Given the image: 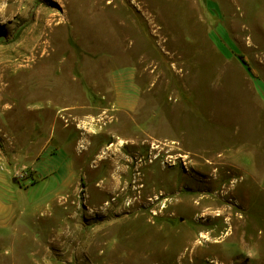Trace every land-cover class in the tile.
Here are the masks:
<instances>
[{"label":"rangeland","instance_id":"obj_1","mask_svg":"<svg viewBox=\"0 0 264 264\" xmlns=\"http://www.w3.org/2000/svg\"><path fill=\"white\" fill-rule=\"evenodd\" d=\"M0 200V264H264V0H0Z\"/></svg>","mask_w":264,"mask_h":264},{"label":"crops","instance_id":"obj_2","mask_svg":"<svg viewBox=\"0 0 264 264\" xmlns=\"http://www.w3.org/2000/svg\"><path fill=\"white\" fill-rule=\"evenodd\" d=\"M234 1V0H232ZM225 17V2L220 3ZM109 81L112 85L113 99L111 109L117 112H125L128 115L134 114L141 105V87L136 79V71L133 67H126L122 71H113L109 74ZM57 140L54 142L56 143ZM67 174V172H66ZM109 183L105 185L107 188ZM105 188V189H106ZM54 189V188H53ZM50 190V193L54 192ZM11 210L0 200V227L5 224V219H10Z\"/></svg>","mask_w":264,"mask_h":264},{"label":"trees","instance_id":"obj_3","mask_svg":"<svg viewBox=\"0 0 264 264\" xmlns=\"http://www.w3.org/2000/svg\"><path fill=\"white\" fill-rule=\"evenodd\" d=\"M238 58L241 60V62L247 67L248 71L255 75L254 71L249 67L248 62L246 61L245 57L243 55H239Z\"/></svg>","mask_w":264,"mask_h":264}]
</instances>
